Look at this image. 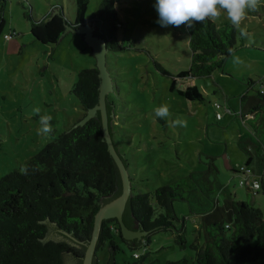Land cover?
Returning a JSON list of instances; mask_svg holds the SVG:
<instances>
[{
	"label": "rangeland",
	"instance_id": "1",
	"mask_svg": "<svg viewBox=\"0 0 264 264\" xmlns=\"http://www.w3.org/2000/svg\"><path fill=\"white\" fill-rule=\"evenodd\" d=\"M29 1L39 18L53 5H62L65 15L73 19L77 0ZM29 1L0 0V11L4 5L6 19L0 34V177L20 169L47 142L82 117L72 87L80 69L97 67V59L82 33L69 30L57 45L36 41L30 21L24 16ZM100 1L88 0L87 13L95 12ZM115 2L123 25L118 39L124 49L106 52L113 84L108 98L115 106L114 139L129 161L133 187L153 192L193 171L206 170L212 157L220 183L238 200L252 203L264 214V191L253 194L247 185L240 184L243 176L238 172L250 160L249 167L256 176L264 173V151L256 146L252 116L243 119L240 115L241 95L264 91V0L242 21L247 36L244 41L238 38L234 51L242 63L237 64L231 55L223 68L204 78L179 76L190 68L192 58L186 26L161 27L156 22L155 0ZM226 20L221 16L216 23ZM188 86H197L204 101H192L179 94ZM161 105L169 110L162 122L154 114ZM36 107L41 109L40 115L47 112L53 117V132L46 137L37 133ZM177 117L186 121V126H170ZM242 135L248 138L247 149L240 145ZM214 197L223 204L226 194L220 191ZM153 204L157 206L155 201ZM174 205L179 221L172 229L152 235L146 263L155 259L159 264L182 258L195 261L191 244L202 233L200 217L191 213L186 201L177 200ZM178 229L185 231V246L176 241ZM117 241L122 247L117 254L119 264L133 263L138 259L135 253L147 254L144 247L132 250L120 238ZM109 257V244L105 243L96 259L98 264H105Z\"/></svg>",
	"mask_w": 264,
	"mask_h": 264
},
{
	"label": "trees",
	"instance_id": "2",
	"mask_svg": "<svg viewBox=\"0 0 264 264\" xmlns=\"http://www.w3.org/2000/svg\"><path fill=\"white\" fill-rule=\"evenodd\" d=\"M24 7L31 34L42 44L57 45L67 26L91 24L95 34L104 38L109 50L124 49L118 39L123 25L115 0L100 1L97 10L91 14L87 13L88 0H77L73 19L65 15L62 5H53L41 18L34 13L30 1ZM3 9L4 5L0 11V34L6 22ZM55 11L58 12L53 15ZM187 31L192 58L190 68L179 74L181 78H204L223 68L231 56L228 50L234 52L238 38L244 41L247 36H242L228 20L221 24L210 20L196 23ZM100 86L97 67L79 70L72 92L79 100L82 117L99 104ZM179 94L192 101H204L197 86H188L179 90ZM107 109L115 146L129 168L128 159L114 139L112 114L115 106L108 96ZM240 115L243 119L252 116L250 124L258 138L255 144L259 151H264L263 90L255 95H241ZM81 118L26 161L27 175L21 174L20 169H13L0 177V264H65V258L70 254L83 264L95 216L103 204L121 195L122 179L104 138L100 111L86 124L75 126ZM159 120L162 122V118ZM247 144L248 138L242 135L240 145L247 149ZM261 154L264 157V153ZM211 159L206 170L193 171L153 192L137 191L132 185L124 222L132 230L143 229L149 233L141 240L127 241L122 237L116 219L104 220L97 252L105 243L109 244L110 257L105 264H119L117 254L122 247L117 238L132 250L147 249L146 255L136 256L135 253L138 259L124 264H159L157 259L146 263L145 258L152 235L159 230L172 229L174 222L179 221L174 205L177 200L188 202L191 213L199 215L202 233L195 236L191 244L195 250L194 263L182 258L166 264H264L262 210L248 201L238 200L220 183L214 158ZM249 164L250 160L246 166ZM211 175H214L213 179ZM262 182L264 191V180ZM220 191L226 194L223 204L214 197ZM178 230L176 241L185 246V231ZM52 235L60 236V239H54ZM94 264H98L96 258Z\"/></svg>",
	"mask_w": 264,
	"mask_h": 264
},
{
	"label": "water",
	"instance_id": "3",
	"mask_svg": "<svg viewBox=\"0 0 264 264\" xmlns=\"http://www.w3.org/2000/svg\"><path fill=\"white\" fill-rule=\"evenodd\" d=\"M58 11L53 13L56 14ZM94 26L90 24L81 25L78 27L67 26L66 32L71 30L76 34H84L86 42L92 49L93 54L97 59V68L99 69V75L101 77V86H100V99L99 104L94 108L87 111L86 115L79 120L75 126L86 124L91 118L95 117L100 111L102 117L103 124V133L104 138L108 144L109 151L114 158L118 169L120 171L121 179H122V193L117 198L103 204L101 208L98 210L95 216L94 230L90 240V243L87 247V251L85 253L83 264H94V260L97 256V244L99 241V235L101 231V226L104 220L106 219H116L119 227L121 228L122 237L127 241L132 240H141L144 236H146L149 231L139 229L132 230L128 228L124 222L123 216L127 207L128 200L130 198L132 192V180L130 177L129 170L118 152L113 137L110 132L109 127V113L107 109V96L109 92H111L113 84H111V76L109 70H107L106 66V52L109 50L106 45V41L104 38L93 34ZM54 239H60V236L52 235ZM65 264H80L78 261L71 258L69 255L65 258Z\"/></svg>",
	"mask_w": 264,
	"mask_h": 264
},
{
	"label": "clouds",
	"instance_id": "4",
	"mask_svg": "<svg viewBox=\"0 0 264 264\" xmlns=\"http://www.w3.org/2000/svg\"><path fill=\"white\" fill-rule=\"evenodd\" d=\"M262 4V0H155V9L158 13L157 23L161 27H181L192 28L196 23L205 21L216 22L221 16L233 25L242 36H246V30L241 27L242 21L249 12L257 11ZM229 54L237 64L242 63L240 57L235 56L232 49ZM34 113L39 115L38 135L48 136L53 132V117L45 112L40 115L41 109L36 107ZM154 114L159 118H167L169 110L167 105H161L154 109ZM186 126V121L177 117L170 126ZM35 170V169H34ZM28 165L20 167L21 174L27 175Z\"/></svg>",
	"mask_w": 264,
	"mask_h": 264
},
{
	"label": "built area",
	"instance_id": "5",
	"mask_svg": "<svg viewBox=\"0 0 264 264\" xmlns=\"http://www.w3.org/2000/svg\"><path fill=\"white\" fill-rule=\"evenodd\" d=\"M11 35H6V37H11ZM218 117H220V114L218 113ZM243 179L240 181L241 185H247L250 191L253 194H257L259 191L263 190V178L264 173L259 174L258 176L255 175V173L252 171V169L248 166L242 167L240 169ZM253 177L255 179H253ZM138 256V254H136Z\"/></svg>",
	"mask_w": 264,
	"mask_h": 264
},
{
	"label": "flooded vegetation",
	"instance_id": "6",
	"mask_svg": "<svg viewBox=\"0 0 264 264\" xmlns=\"http://www.w3.org/2000/svg\"><path fill=\"white\" fill-rule=\"evenodd\" d=\"M69 256L80 263V259H78V258L75 259V257L71 254Z\"/></svg>",
	"mask_w": 264,
	"mask_h": 264
}]
</instances>
